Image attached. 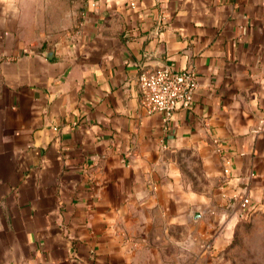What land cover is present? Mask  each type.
<instances>
[{"label":"crops","instance_id":"0c3cea01","mask_svg":"<svg viewBox=\"0 0 264 264\" xmlns=\"http://www.w3.org/2000/svg\"><path fill=\"white\" fill-rule=\"evenodd\" d=\"M72 8L49 41L0 0V264H215L264 207V0ZM161 66L198 81L168 118L137 81Z\"/></svg>","mask_w":264,"mask_h":264},{"label":"rangeland","instance_id":"374dc122","mask_svg":"<svg viewBox=\"0 0 264 264\" xmlns=\"http://www.w3.org/2000/svg\"><path fill=\"white\" fill-rule=\"evenodd\" d=\"M32 1L38 5L39 29L51 41L65 26L69 28L72 2L80 0ZM256 208L235 225L231 238L217 252L215 264H264V207L256 205Z\"/></svg>","mask_w":264,"mask_h":264},{"label":"built area","instance_id":"2783aa9c","mask_svg":"<svg viewBox=\"0 0 264 264\" xmlns=\"http://www.w3.org/2000/svg\"><path fill=\"white\" fill-rule=\"evenodd\" d=\"M140 102L146 112H162L168 118L180 107H189L198 87L196 73L192 69L174 70L161 66L144 70L138 75ZM242 208L250 205L248 197H242Z\"/></svg>","mask_w":264,"mask_h":264}]
</instances>
